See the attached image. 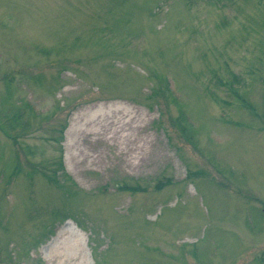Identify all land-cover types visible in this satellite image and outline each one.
<instances>
[{
    "label": "rangeland",
    "instance_id": "obj_1",
    "mask_svg": "<svg viewBox=\"0 0 264 264\" xmlns=\"http://www.w3.org/2000/svg\"><path fill=\"white\" fill-rule=\"evenodd\" d=\"M0 264H264V0H0Z\"/></svg>",
    "mask_w": 264,
    "mask_h": 264
},
{
    "label": "bare ground",
    "instance_id": "obj_2",
    "mask_svg": "<svg viewBox=\"0 0 264 264\" xmlns=\"http://www.w3.org/2000/svg\"><path fill=\"white\" fill-rule=\"evenodd\" d=\"M129 113V112H125ZM94 116H89V113L85 114L79 113L74 119L75 124L73 125V129L70 131L69 135H71L70 142L68 143V149L71 151V155L74 159H77L81 154L85 151L82 146V139L86 135L95 134L100 132L103 129L102 124L97 123V117H104V113L92 114ZM97 115V116H95ZM79 119V120H78ZM106 126L105 124H103ZM82 137V138H81Z\"/></svg>",
    "mask_w": 264,
    "mask_h": 264
}]
</instances>
